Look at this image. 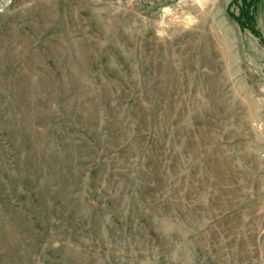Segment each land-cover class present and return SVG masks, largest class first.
Here are the masks:
<instances>
[{
	"label": "rangeland",
	"instance_id": "1",
	"mask_svg": "<svg viewBox=\"0 0 264 264\" xmlns=\"http://www.w3.org/2000/svg\"><path fill=\"white\" fill-rule=\"evenodd\" d=\"M234 1L0 0V264H264V0L258 34Z\"/></svg>",
	"mask_w": 264,
	"mask_h": 264
},
{
	"label": "trees",
	"instance_id": "2",
	"mask_svg": "<svg viewBox=\"0 0 264 264\" xmlns=\"http://www.w3.org/2000/svg\"><path fill=\"white\" fill-rule=\"evenodd\" d=\"M259 0H235L234 4L241 7L240 17H236L241 27H247L253 33L258 34L256 30V19L254 16V10ZM233 17H235L232 14Z\"/></svg>",
	"mask_w": 264,
	"mask_h": 264
}]
</instances>
